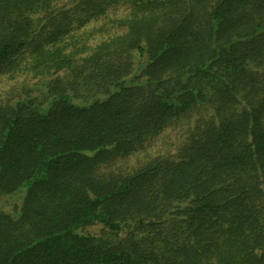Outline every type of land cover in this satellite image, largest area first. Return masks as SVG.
I'll use <instances>...</instances> for the list:
<instances>
[{"label": "trees", "instance_id": "trees-1", "mask_svg": "<svg viewBox=\"0 0 264 264\" xmlns=\"http://www.w3.org/2000/svg\"><path fill=\"white\" fill-rule=\"evenodd\" d=\"M7 197L0 264H264V0H0Z\"/></svg>", "mask_w": 264, "mask_h": 264}, {"label": "rangeland", "instance_id": "rangeland-1", "mask_svg": "<svg viewBox=\"0 0 264 264\" xmlns=\"http://www.w3.org/2000/svg\"><path fill=\"white\" fill-rule=\"evenodd\" d=\"M157 145H159V143H157ZM134 161H129L128 163L129 164H132ZM116 164H119V163H116ZM121 165V164H120ZM115 166H117V165H115ZM114 165H113V167H115ZM122 171H123V169H121ZM1 204H4L5 206H6V208L8 209V210H13V209H18V206H19V201L17 200V199H15V198H11V197H7V198H4V200H1V202H0Z\"/></svg>", "mask_w": 264, "mask_h": 264}]
</instances>
